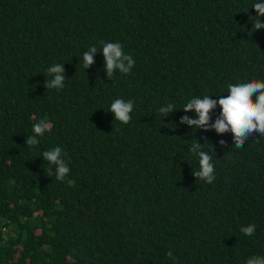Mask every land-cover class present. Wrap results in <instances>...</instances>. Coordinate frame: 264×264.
Instances as JSON below:
<instances>
[{"label":"trees","instance_id":"trees-1","mask_svg":"<svg viewBox=\"0 0 264 264\" xmlns=\"http://www.w3.org/2000/svg\"><path fill=\"white\" fill-rule=\"evenodd\" d=\"M256 2L0 0V264H246L264 255V137L254 131L235 149L231 131L179 123L196 118L183 111L192 97L218 100L228 83L264 81ZM100 41L121 43L135 60L130 73L109 79ZM56 63L60 90L46 87ZM117 98L133 101L127 124L109 111ZM167 103L175 110L163 117ZM40 120L50 130L33 148L25 141ZM193 139L213 147L211 184L192 175ZM57 146L70 169L63 181L42 157Z\"/></svg>","mask_w":264,"mask_h":264},{"label":"clouds","instance_id":"clouds-1","mask_svg":"<svg viewBox=\"0 0 264 264\" xmlns=\"http://www.w3.org/2000/svg\"><path fill=\"white\" fill-rule=\"evenodd\" d=\"M255 9L256 16L252 30L264 28V21L259 17L264 15V0L256 2L252 6ZM102 45V54L107 76L111 80L114 70L120 73L128 74L135 65V60L128 54H125L123 46L119 42H104ZM97 51L95 45L91 46L83 53V68L86 69L93 63V54ZM47 72L52 79L46 83V87L50 89L64 88V68L63 64L56 63L47 69ZM253 96L255 99L253 100ZM211 96L204 95L203 97H192L183 107L184 112L194 111L195 119H190L188 116H182L179 120L180 124H187L192 130L202 129L207 131L209 128H214L217 133H225L231 131L234 137L235 149H240L245 145V141L255 131L259 137H264V81L259 79H245L235 84H227V95H220L218 100L210 98ZM220 108L219 116L215 122L209 124L211 119L210 112L216 108ZM175 110V105L167 103L159 108V112L165 117L169 112ZM114 114V119L123 124L129 123L131 120L130 113L133 111V101H125L122 98H117L112 101L110 109ZM175 126V125H174ZM46 130H50L49 122L40 120L33 124V135L27 136L25 144L35 148L40 143V138L44 136ZM191 147L188 151L198 157L199 169L192 171V175L200 180L211 184L215 180L214 164H213V147L212 153L203 150V145L191 140ZM209 143V142H207ZM224 140H220L219 144L223 147ZM43 160L54 168L48 169V175H55L57 181H63L70 172L68 164L64 159L62 148L57 146L42 153ZM54 169V170H53ZM256 230L255 224H250L247 227H242L241 232L247 236L254 235ZM166 255L175 261V257L171 250ZM246 264H264V255H254L247 259Z\"/></svg>","mask_w":264,"mask_h":264}]
</instances>
